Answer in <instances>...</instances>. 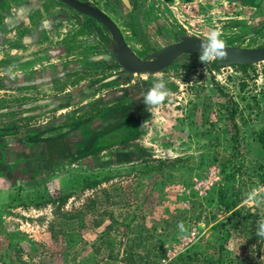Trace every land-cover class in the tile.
<instances>
[{"label":"rangeland","instance_id":"obj_1","mask_svg":"<svg viewBox=\"0 0 264 264\" xmlns=\"http://www.w3.org/2000/svg\"><path fill=\"white\" fill-rule=\"evenodd\" d=\"M188 1L129 0L127 9L120 0H92L141 59L192 31L169 7ZM242 10H221V39L260 48L264 6ZM79 26L103 54L98 40H108L107 31L92 19ZM182 58L152 76L100 84L119 73L106 62L90 92L58 91L42 106L33 97L29 106L0 107V115L13 118L0 121V129L13 131L0 137V264H170L187 254L196 264H264V239L255 227L264 218V157L255 137L264 125V65L242 71L212 61L187 68ZM159 78L170 95L147 108L141 94ZM115 107L138 119L143 137L31 170L29 162L46 151L36 136L92 118L69 131L82 140ZM26 138L33 144H21ZM211 167L218 180L200 197L193 188ZM253 189L259 203L248 199Z\"/></svg>","mask_w":264,"mask_h":264},{"label":"crops","instance_id":"obj_2","mask_svg":"<svg viewBox=\"0 0 264 264\" xmlns=\"http://www.w3.org/2000/svg\"><path fill=\"white\" fill-rule=\"evenodd\" d=\"M186 5L191 6L169 7L175 19L184 18L192 30L188 34L204 39L211 30L218 31L221 10L255 9L229 0H190ZM87 19L57 0H6L0 5V107H18L16 102L25 106L26 101L29 106L33 97L37 99L32 104L42 106L50 93L75 90L76 96L94 89L91 81L102 77L98 68L110 63L80 32L79 24ZM11 118L0 115L1 122Z\"/></svg>","mask_w":264,"mask_h":264},{"label":"water","instance_id":"obj_3","mask_svg":"<svg viewBox=\"0 0 264 264\" xmlns=\"http://www.w3.org/2000/svg\"><path fill=\"white\" fill-rule=\"evenodd\" d=\"M6 0H0V4ZM63 5L67 6L74 12L80 15L87 16L97 21L102 27L106 29L110 36V42L105 46L109 56L114 60L118 67L122 71V75H144L152 76L162 72L169 68L180 58L185 59L184 56L191 57L192 55L199 59L200 44L204 41V38L191 36L184 34L178 37V41L173 44H169L161 49L154 51L146 59L142 60L127 46L119 28L116 24L101 10L92 6L89 2L81 0H57ZM121 3L130 9L129 0H120ZM243 3L254 8H260L263 6L264 0H242ZM138 24L140 22L138 21ZM228 52L227 60H215L218 66H246L257 65L264 63V45L256 49H247L242 47H230L226 46ZM191 55V56H189ZM202 62L199 60L198 66ZM188 66L189 64H185ZM183 65V66H185ZM116 76L106 79L100 84L107 83ZM76 126L66 127L58 130L68 133ZM57 132L51 130L47 133H43L42 136L38 135L37 141L47 139L53 136ZM6 136V135H5Z\"/></svg>","mask_w":264,"mask_h":264},{"label":"trees","instance_id":"obj_4","mask_svg":"<svg viewBox=\"0 0 264 264\" xmlns=\"http://www.w3.org/2000/svg\"><path fill=\"white\" fill-rule=\"evenodd\" d=\"M188 62L187 68L198 66L199 59L195 56L186 57ZM264 65V63H263ZM212 66H216V62H212ZM251 65L237 66L242 71L248 69ZM127 108L115 107L113 110H109L106 114L102 115L101 118H105L103 122L99 124V127L91 130L89 136L82 140H72L69 137V132L64 131L55 132L53 136L47 139L36 141L37 144H45L46 151L44 154H36L35 158L29 162L31 170L41 169V171L59 163L74 162L79 159L90 157L98 154L104 149H108L114 146H120L127 143L130 140H135L138 135V119L125 118L124 114ZM92 118H89L84 122L75 123L76 128L81 127L83 124L86 125ZM13 131L0 129V137L12 134ZM256 140L258 141L262 154L264 157V125L255 132ZM27 139V140H26ZM21 141L23 145L33 144L29 141V138ZM45 163V164H44ZM236 202H233V206H236ZM190 255H186V258H178L170 264H196L192 261ZM188 260V261H187Z\"/></svg>","mask_w":264,"mask_h":264},{"label":"clouds","instance_id":"obj_5","mask_svg":"<svg viewBox=\"0 0 264 264\" xmlns=\"http://www.w3.org/2000/svg\"><path fill=\"white\" fill-rule=\"evenodd\" d=\"M228 52L226 49V44L223 39H221V33L216 30H211L204 41L200 44V55L199 60L203 64L215 60H227ZM170 95V90L167 88L164 80L159 78L155 80L151 87L144 93L141 94L143 98V103L147 108L157 107L163 104ZM260 193L257 189H253L249 195L248 199L253 202L259 203L258 197ZM256 236L264 239V218H260L255 223Z\"/></svg>","mask_w":264,"mask_h":264},{"label":"built area","instance_id":"obj_6","mask_svg":"<svg viewBox=\"0 0 264 264\" xmlns=\"http://www.w3.org/2000/svg\"><path fill=\"white\" fill-rule=\"evenodd\" d=\"M219 171L216 167H211L208 169L204 178L200 179L194 186V191H196L200 197L207 196L208 192L212 186L218 180Z\"/></svg>","mask_w":264,"mask_h":264},{"label":"flooded vegetation","instance_id":"obj_7","mask_svg":"<svg viewBox=\"0 0 264 264\" xmlns=\"http://www.w3.org/2000/svg\"><path fill=\"white\" fill-rule=\"evenodd\" d=\"M82 1V0H81ZM240 1H242V0H240ZM84 2H89L92 6H94V7H96L97 5H95L93 2H92V0H85ZM243 4H245V3H243ZM246 5V4H245ZM263 6H264V4H263ZM96 8H98V7H96ZM138 8H140V5H138ZM99 9V8H98ZM99 10H101V9H99ZM102 11V10H101ZM140 11V10H139ZM103 12V11H102ZM77 13V12H76ZM105 13V12H104ZM106 14V13H105ZM107 15V14H106ZM83 16V15H82ZM108 16V15H107ZM136 16V15H135ZM87 17V16H86ZM109 17V16H108ZM88 19H92V18H89V17H87ZM110 19H111V17H109ZM93 20V19H92ZM112 20V19H111ZM95 21V20H94ZM113 21V20H112ZM139 21V20H138ZM97 22V21H96ZM114 22V21H113ZM115 23V22H114ZM116 24V23H115ZM117 26V25H116ZM118 27V26H117ZM104 28V27H103ZM119 28V27H118ZM105 29V28H104ZM106 30V29H105ZM119 31H120V29H119ZM121 32V31H120ZM108 33V32H107ZM122 34V33H121ZM109 35V34H108ZM122 36H123V34H122ZM140 36V38L142 39V34H140L139 35ZM183 36V35H182ZM124 38V37H123ZM98 40V39H97ZM125 40V39H124ZM99 41V43L101 44V46L103 47V49H104V53L103 54H100V56H104V58H105V60H109L108 62L110 63V64H115L117 67H118V65L114 62V60L109 56V54H108V52H107V50H106V48H105V46L107 45V44H109V42H110V36H109V39L108 40H106V41H104V40H98ZM126 42V41H125ZM176 43V42H175ZM126 44H127V42H126ZM171 44H173V43H171ZM128 46V45H127ZM129 47V46H128ZM130 48V47H129ZM131 49V48H130ZM161 49V48H160ZM132 50V49H131ZM133 51V50H132ZM156 51V50H155ZM134 52V51H133ZM154 52V51H153ZM152 52V53H153ZM135 53V52H134ZM151 53V54H152ZM136 54V53H135ZM138 57V56H137ZM185 57V56H184ZM147 58V57H146ZM145 58V59H146ZM141 59V58H140ZM142 60H144V59H142ZM216 62V61H215ZM216 65H217V63H216ZM237 67V66H236ZM118 70H119V73L117 74V77L115 78V79H113V80H111V81H109V82H114V80H116V79H120V78H127V76H125V75H122L121 73H122V71H121V69L118 67ZM129 76H132V75H129ZM135 76H137V75H135ZM139 76H142V75H139ZM144 76V75H143ZM113 77V76H112ZM109 78H111V77H109ZM106 79H108V78H106Z\"/></svg>","mask_w":264,"mask_h":264}]
</instances>
